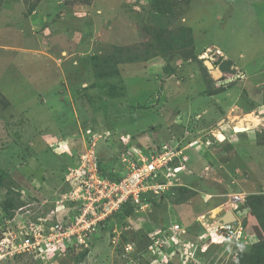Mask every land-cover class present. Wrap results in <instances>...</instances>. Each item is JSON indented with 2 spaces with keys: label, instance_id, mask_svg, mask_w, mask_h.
<instances>
[{
  "label": "rangeland",
  "instance_id": "obj_1",
  "mask_svg": "<svg viewBox=\"0 0 264 264\" xmlns=\"http://www.w3.org/2000/svg\"><path fill=\"white\" fill-rule=\"evenodd\" d=\"M182 34L195 44L169 39ZM251 112L261 122L233 131ZM174 140L189 156L182 185L39 264H238L264 241V0H0V202L20 187L36 213L27 225L72 209L55 199L82 152L109 159ZM231 207L245 234L216 241ZM19 223L0 210V244ZM160 236L168 243L149 253ZM16 255L0 264H37Z\"/></svg>",
  "mask_w": 264,
  "mask_h": 264
},
{
  "label": "built area",
  "instance_id": "obj_2",
  "mask_svg": "<svg viewBox=\"0 0 264 264\" xmlns=\"http://www.w3.org/2000/svg\"><path fill=\"white\" fill-rule=\"evenodd\" d=\"M201 143L200 140L191 141L190 146L194 147ZM184 150L185 147H182L181 142L177 140L161 142L157 146H148L145 149L132 146L125 152H121L120 156L118 155L123 167L118 179H113L109 173L102 172L99 168V156L93 152V149L82 152L76 162L78 165L67 168L69 172L65 182L70 190L65 192L66 194L63 193L62 197L55 199L58 207L69 203L72 209L66 214H61L60 217L56 215L59 211L51 210L49 212L51 218L39 216L37 221L27 225L36 213L28 208L27 204L22 205L13 219L20 222L18 225L25 224L26 228L12 232L14 238L11 237L10 245L7 240L2 239L4 241L0 244V261L16 254L47 258V255L48 257L55 255L68 246L86 243L87 239L95 236L98 229L106 227L107 223L113 220V217L121 212L126 204H132L135 210L148 207L147 197L143 200L148 193L160 196L162 191L182 185L180 177L178 180L176 175L181 174L187 167L186 162L189 156L184 153ZM231 196H233L231 204L234 206L243 201L241 194ZM76 202L79 204H75ZM44 203L45 201L42 204ZM22 210L31 214L27 217L29 219H20L18 214ZM48 219L51 220L48 221ZM180 226L175 223L164 231L166 234L169 231H179ZM215 226L210 234L214 235L216 241L245 234L241 223ZM152 236L154 237L155 234L153 233ZM3 238L7 237L3 236ZM158 240L164 241L160 243ZM167 243L166 238L163 239L160 236L150 245L148 252L156 253Z\"/></svg>",
  "mask_w": 264,
  "mask_h": 264
},
{
  "label": "trees",
  "instance_id": "obj_3",
  "mask_svg": "<svg viewBox=\"0 0 264 264\" xmlns=\"http://www.w3.org/2000/svg\"><path fill=\"white\" fill-rule=\"evenodd\" d=\"M162 8L157 7L155 11L157 12H164L161 10ZM181 28L183 29H189V27L186 26H182ZM173 43L176 42V44L174 45H178L179 48H183V47H187L189 45H193L195 44L194 39L192 38V36L187 37L185 34H182V39L184 40V42H177L178 39H174L173 37L169 38ZM216 141H218L216 139ZM205 145V143L203 144V146ZM206 147V146H204ZM131 148V146H128L127 149ZM118 155L113 156L109 159H103L100 158L99 161V168L102 170V172L104 174L109 173L111 175V177L113 179H118L119 178V173L118 175L116 174V172L114 171L115 169V160L118 159ZM118 161V160H117ZM67 169V167H66ZM5 169L0 168V187H2L4 185V181L6 180L7 177V173L6 171H4ZM64 171V170H63ZM20 187H14L13 190L11 192H8L6 197L0 202V210L3 212L4 216L7 218H12L15 216L17 210L24 205V201L20 200ZM144 197H147V195H145ZM143 197V200H145L146 198ZM264 201V194H256L254 196V202L255 203H262ZM26 204V203H25ZM240 207V206H239ZM133 205L128 203L126 204L123 209L121 210V212L117 213L115 216L118 217H123L124 213H128L132 210ZM115 217H113L114 219ZM110 222H112V220H110ZM215 225H217V219L215 220ZM174 250V249H173ZM172 250V251H173ZM15 258L17 259H25V258H29L32 260H35L37 262V264H39V262H41V259L37 260L36 257L31 256V255H27V254H19L16 255ZM238 264H264V241L263 242H259L258 244H256L253 249H251L250 252H247L245 254H241L240 255V259Z\"/></svg>",
  "mask_w": 264,
  "mask_h": 264
},
{
  "label": "bare ground",
  "instance_id": "obj_4",
  "mask_svg": "<svg viewBox=\"0 0 264 264\" xmlns=\"http://www.w3.org/2000/svg\"><path fill=\"white\" fill-rule=\"evenodd\" d=\"M261 116H258L256 113H253V112H251L250 114H247V115H245V116H243L242 118H241V121H243V122H245V124L244 125H236L238 128H240V129H242V130H247V129H250L251 127H250V125H251V123H259V118H260ZM261 122V121H260ZM261 124V123H260ZM242 130H240V131H242ZM236 131H238V130H236ZM231 198H233V196L231 197ZM231 201H230V198H229V203H230ZM228 203V202H227ZM240 203H242V202H239V203H237V206L236 207H238L239 208V204ZM238 208H229L228 210H226V211H229V210H231L233 213H234V215L236 216V219H237V213H236V210L238 209ZM55 210V209H54ZM57 210V209H56ZM238 211V210H237ZM226 213V212H225ZM224 215V214H223ZM222 216H220V218H221ZM220 218H218L217 219V225H221V224H231L232 222L233 223H237V220L235 219L234 221H231V222H222V223H218V220L220 219ZM204 248V247H203Z\"/></svg>",
  "mask_w": 264,
  "mask_h": 264
},
{
  "label": "water",
  "instance_id": "obj_5",
  "mask_svg": "<svg viewBox=\"0 0 264 264\" xmlns=\"http://www.w3.org/2000/svg\"><path fill=\"white\" fill-rule=\"evenodd\" d=\"M234 130L240 131L242 129H240L236 126ZM235 219H236V216L234 215V213L231 210H229L218 220V223L231 222V221H234Z\"/></svg>",
  "mask_w": 264,
  "mask_h": 264
},
{
  "label": "clouds",
  "instance_id": "obj_6",
  "mask_svg": "<svg viewBox=\"0 0 264 264\" xmlns=\"http://www.w3.org/2000/svg\"><path fill=\"white\" fill-rule=\"evenodd\" d=\"M233 131H235L234 128H233ZM200 135H201V134H200ZM226 137H227V136H226ZM218 140H219V139H218ZM159 144H160V143H159Z\"/></svg>",
  "mask_w": 264,
  "mask_h": 264
},
{
  "label": "crops",
  "instance_id": "obj_7",
  "mask_svg": "<svg viewBox=\"0 0 264 264\" xmlns=\"http://www.w3.org/2000/svg\"><path fill=\"white\" fill-rule=\"evenodd\" d=\"M208 113H209V112H208ZM210 114H213V113L210 112ZM210 114H209V115H210ZM210 116H211V115H210Z\"/></svg>",
  "mask_w": 264,
  "mask_h": 264
}]
</instances>
